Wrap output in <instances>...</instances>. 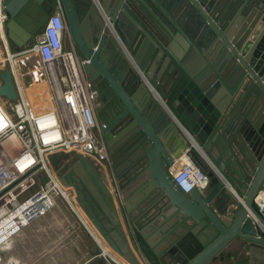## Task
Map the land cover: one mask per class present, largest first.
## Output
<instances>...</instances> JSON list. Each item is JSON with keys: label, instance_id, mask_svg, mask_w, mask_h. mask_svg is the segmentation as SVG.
I'll use <instances>...</instances> for the list:
<instances>
[{"label": "water", "instance_id": "obj_1", "mask_svg": "<svg viewBox=\"0 0 264 264\" xmlns=\"http://www.w3.org/2000/svg\"><path fill=\"white\" fill-rule=\"evenodd\" d=\"M52 2L109 101L111 115L97 117L117 141L110 181L84 154L58 170L93 229L129 264H212L238 238L247 264H264L248 217L264 181V0H6L11 36L30 39ZM2 77L0 92L16 100L10 71ZM178 139L205 161L203 191L184 193L170 175ZM74 225L65 253L87 244L80 233L90 241Z\"/></svg>", "mask_w": 264, "mask_h": 264}, {"label": "built area", "instance_id": "obj_2", "mask_svg": "<svg viewBox=\"0 0 264 264\" xmlns=\"http://www.w3.org/2000/svg\"><path fill=\"white\" fill-rule=\"evenodd\" d=\"M10 22L6 0H0V88L2 72L8 69L17 93V99L11 100L0 92L10 100L6 105L0 97V264L4 248L59 204L68 205L81 219L90 238V243L66 255L60 264H129L77 214L73 189L60 183L50 161V155L60 152L84 154L107 176H113L101 135L104 125L97 117L99 92L83 68L85 61L65 47L63 8L56 4L30 39L25 30L12 37ZM30 70L33 73L28 75ZM34 80L45 81L49 87L52 103L46 110L35 109L26 95ZM195 153L191 146L183 159L176 160L181 165L170 168L175 185L184 193L203 191L208 184L202 157ZM254 207L248 217L257 228V237L264 240V181Z\"/></svg>", "mask_w": 264, "mask_h": 264}, {"label": "rangeland", "instance_id": "obj_3", "mask_svg": "<svg viewBox=\"0 0 264 264\" xmlns=\"http://www.w3.org/2000/svg\"><path fill=\"white\" fill-rule=\"evenodd\" d=\"M34 91L35 88L32 87L28 93L26 88V95L29 100V97L33 96L35 93ZM36 96H38L37 92L35 94V97ZM0 97L6 105L9 104L10 100L7 96ZM35 100L36 99L34 98V101ZM71 155L72 154L64 152L52 154L50 155V161L53 166L59 170L64 166V162L67 161ZM202 160L204 161L203 158ZM63 207L67 209L75 220H79L78 216L68 205L63 204ZM75 210L84 222L90 226L82 212L78 208H75ZM68 218L70 217L67 213L60 207V205H58L45 219L31 224L21 234L17 235L11 244L9 243L4 248L3 264H60L66 255L78 248L77 247L75 250L69 251L68 253L63 252L61 248L68 235L73 231V224H71L72 220L69 224ZM79 242L85 243L86 241L79 237ZM237 257V263L247 264L245 259L239 256ZM227 258H231V256H228Z\"/></svg>", "mask_w": 264, "mask_h": 264}, {"label": "crops", "instance_id": "obj_4", "mask_svg": "<svg viewBox=\"0 0 264 264\" xmlns=\"http://www.w3.org/2000/svg\"><path fill=\"white\" fill-rule=\"evenodd\" d=\"M45 8L52 9V11L56 10V3H45L44 4ZM64 44L66 49L71 50L69 46V42L67 38L65 37ZM191 145H187L184 140L178 139L176 143V149H177V154L176 157L177 160H181V157L190 149ZM65 153V152H64ZM73 155V154H72ZM71 155V156H72ZM70 159V158H69ZM182 161L177 162L174 167H178L181 165ZM66 161L64 162V164ZM58 171V170H57ZM60 207L63 209V205L59 204ZM65 210V209H63ZM68 223H69V218H68ZM70 224V223H69ZM247 247V241L244 239H235L227 248L224 252L221 253L220 256H218L212 263L214 264H239L236 261L238 260V257H242L243 259L248 262V256L246 254V248ZM228 256H231V258H227Z\"/></svg>", "mask_w": 264, "mask_h": 264}, {"label": "bare ground", "instance_id": "obj_5", "mask_svg": "<svg viewBox=\"0 0 264 264\" xmlns=\"http://www.w3.org/2000/svg\"><path fill=\"white\" fill-rule=\"evenodd\" d=\"M44 9H45V7H42V9L41 10H43L44 11ZM48 9V8H47ZM50 11H49V15L51 14V11H52V9H49ZM33 11H30V12H28L26 15H24V16H22V17H17V19H18V21H21V22H23V23H26L27 24V22H30V19L32 18V16H33V13H32ZM33 73V70H30V71H28V75H30V73ZM33 77V76H32ZM34 79V78H33ZM35 88V93L33 94V96H30L29 98H30V104L35 108V109H40V110H46V109H48V108H50V106H51V94H50V91H49V87H48V85L46 84V82L45 81H39V80H34V81H32L31 83L29 82V85H28V87H27V91H28V93H29V90H30V88ZM36 92L38 93V96H36L35 97V94H36ZM34 98L36 99L35 101H34ZM10 102V101H9ZM184 158V156H182L181 157V159H183ZM73 207H74V209L75 208H78L81 212H82V210L80 209V207L78 206V204H77V202H76V200H75V196H73ZM63 209H65L64 211L67 213V215L70 217L69 218V223H71V220H72V223L71 224H73L72 226H73V228H74V223H75V219L71 216V214L67 211V209L66 208H64L63 207ZM83 214V213H82ZM84 215V214H83ZM85 216V215H84ZM86 217V216H85ZM87 219V218H86ZM88 221V220H87ZM89 223V222H88ZM90 224V223H89ZM91 226V225H90ZM92 227V226H91ZM93 228V227H92ZM98 234V233H97ZM99 235V234H98ZM80 239L82 238V239H84V241H86L85 243H90V241L87 239V237L84 235V233H80ZM11 244V243H10ZM3 262H4V260H3ZM3 262H2V264H3ZM100 262H102V261H100ZM97 264H100L99 262L97 263Z\"/></svg>", "mask_w": 264, "mask_h": 264}, {"label": "flooded vegetation", "instance_id": "obj_6", "mask_svg": "<svg viewBox=\"0 0 264 264\" xmlns=\"http://www.w3.org/2000/svg\"><path fill=\"white\" fill-rule=\"evenodd\" d=\"M63 11H64V9H63ZM97 89H98V92H99V99L97 101L98 111H102L105 114L106 113H109L108 110H107V107H106V105L109 104V101L107 100V97L106 96H105V98L102 96V94L100 92V89L98 87H97ZM118 108H119L118 106H115L114 109H112V114L113 115L117 112ZM102 124L104 125V128L102 129L101 135H102V138H103V140L105 142V145H106V148H107V152H108V156L110 158V154H109V149H110L109 143H112V144L115 145V143H117V141L114 142L113 137L112 138H109L108 137V135L110 134V131L109 130H106V129L108 128V125L109 124H106V123H102ZM202 163L205 164L204 161ZM107 177L109 178V181H110V177L111 176H107Z\"/></svg>", "mask_w": 264, "mask_h": 264}, {"label": "trees", "instance_id": "obj_7", "mask_svg": "<svg viewBox=\"0 0 264 264\" xmlns=\"http://www.w3.org/2000/svg\"><path fill=\"white\" fill-rule=\"evenodd\" d=\"M197 155V157H199V155L197 153H195ZM200 161L203 162V160L200 158Z\"/></svg>", "mask_w": 264, "mask_h": 264}]
</instances>
